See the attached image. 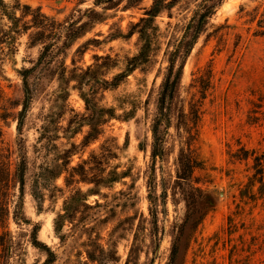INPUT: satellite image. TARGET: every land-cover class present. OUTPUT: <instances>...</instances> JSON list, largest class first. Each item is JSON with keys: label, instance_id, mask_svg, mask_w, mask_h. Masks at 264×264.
I'll return each instance as SVG.
<instances>
[{"label": "rangeland", "instance_id": "rangeland-1", "mask_svg": "<svg viewBox=\"0 0 264 264\" xmlns=\"http://www.w3.org/2000/svg\"><path fill=\"white\" fill-rule=\"evenodd\" d=\"M3 1L22 33L6 45L0 17V126L12 169L20 152L27 164L29 221L10 222L9 264H264V174L253 176L264 156V37L253 17L264 2L221 0L177 61L153 159L168 56L202 0H167L148 63L116 88L154 0ZM31 68L27 99L19 72ZM90 123L100 126L87 143ZM114 172L126 177L94 184Z\"/></svg>", "mask_w": 264, "mask_h": 264}, {"label": "trees", "instance_id": "trees-1", "mask_svg": "<svg viewBox=\"0 0 264 264\" xmlns=\"http://www.w3.org/2000/svg\"><path fill=\"white\" fill-rule=\"evenodd\" d=\"M264 2V0H262ZM172 2H167V0H154L152 6L149 10L145 12L144 18H141L135 27L138 28V40L140 42V48L134 57L128 59V66L127 68L114 76L113 81L111 82V87L116 88L119 84L125 79L130 73L135 71L138 67L148 63L149 61V54L151 52L152 40H153V31L155 30V26L153 25L155 18L164 10L171 8ZM221 0H202L200 4L197 6V9L193 12V15L187 25L184 27L182 36L173 45L172 51L169 53L168 56V66L166 69V74L163 81V91L161 93L159 99V116L153 125V146H152V158L161 155L160 145H159V138H158V128L163 123V118L165 117L162 114V110L164 109L165 105L167 104L168 99H170L173 95L175 86L177 81L180 78L181 69H175L177 61L182 57L190 53L191 49L195 45L199 35L202 33L203 28L207 22V20L213 15L214 11L216 10L217 6L220 5ZM0 17L2 19H6L10 27L8 28V33L5 35V44L9 45L10 47L14 48L16 36L22 33V28L19 27V19L16 18L15 12L12 8L8 7L7 4L4 3L3 0H0ZM256 20V30L254 32L255 36L264 37V4L262 5V11L258 13L256 11L255 16L253 17ZM47 49V46H45ZM13 50V49H8ZM102 59L101 57H97L96 61ZM34 68V67H33ZM31 69H23L19 72L23 79V87L25 91H27V99L29 94L28 89V76L30 72L33 70ZM2 92L0 90V104L2 102ZM87 110H97V107L94 105L93 109L91 107V103L89 99H83ZM27 105V100L24 101L22 110L19 114L24 113ZM0 110L3 113L0 114V122H6L7 113L5 109L1 107ZM98 111H103L102 109ZM112 116V115H111ZM90 132L86 136L87 143L90 140H94L95 137L92 134V131L98 133L99 130V123L93 125L92 123L89 124ZM11 153L8 151L7 148L4 147L3 143V133L2 127L0 126V264H9V259L14 250L17 249V245L14 242V236L10 230V222L13 221L15 223H29V221L24 217L23 214V196H24V175L26 173L27 164L25 158L21 152L17 156V162L14 165V169H12V165L10 162ZM69 156H67V159ZM249 153L245 151L244 157L242 159H248ZM254 166L259 167L258 171L253 175L257 177L256 182L262 183L263 181V162L264 156L256 157L253 159ZM194 166L190 165V168ZM65 169H62V171ZM62 171L58 172L55 176L57 177L62 173ZM126 177V173H113L111 179L109 178H99L96 181L95 185L101 184H111L118 182L119 180ZM182 179V178H181ZM186 180L185 178H183ZM42 182H47L45 178H42ZM38 181L35 180V184L31 190V196L33 199L39 204L40 208L42 205V192L38 187ZM251 185V184H250ZM254 184H252L253 186ZM46 186V185H45ZM58 218H62L61 215ZM37 228L33 231L34 233V241L33 245L35 247L39 246L37 241H35V236L37 233Z\"/></svg>", "mask_w": 264, "mask_h": 264}]
</instances>
